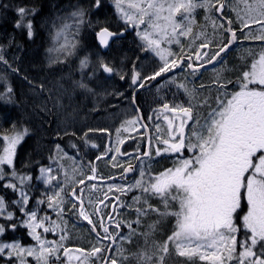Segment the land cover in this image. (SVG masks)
Segmentation results:
<instances>
[{"label": "snow or ice", "instance_id": "snow-or-ice-1", "mask_svg": "<svg viewBox=\"0 0 264 264\" xmlns=\"http://www.w3.org/2000/svg\"><path fill=\"white\" fill-rule=\"evenodd\" d=\"M113 2L116 13L124 21V26L113 31L110 26L97 19L95 24L98 27L94 28V36L98 46L110 47V42L115 43L123 36L124 28L132 26L143 42L140 45L141 49L158 58L151 72L142 74L136 70L135 65L129 70L128 87L131 92L128 99L137 115L126 123L133 128L141 119L140 108L136 104V93L137 90L146 88V82L150 85L160 77L162 83L171 81L175 84L174 77L167 75L173 70L179 69L180 72L195 76L205 64L223 61L224 56H227L238 43L248 40L264 42V0H254L252 4H248L247 0H241L244 5L243 14L239 5L230 4L226 0H113ZM3 7L7 8L8 5ZM103 7L102 0H91L87 9L77 7L64 16L54 15L47 20L53 41L59 42L63 38L58 48H49L48 51L61 52L64 58L74 54L79 43L77 37L85 23L86 15L92 9L99 11ZM198 8L204 10L203 25H197L195 20V10ZM226 9L235 13L234 19L225 11ZM15 10L19 14L15 27L23 28L27 38L31 40L35 30L30 17L37 13L38 9L35 6H17ZM87 23L89 27L93 26L91 20ZM141 25L144 26L143 29ZM209 25L211 32H208ZM194 27L199 30L194 32ZM70 30L73 37L71 41L68 38ZM12 42L10 39L9 44ZM173 46L178 50L173 51ZM4 47L0 45V63L18 73L19 69L13 68L5 58L2 51ZM59 59L60 56L49 57V63H56ZM89 63L87 54L81 57L79 59L81 71L87 68ZM97 69L109 76H118L122 81L125 79L122 68L111 65L102 58H97L93 71L88 73L89 79L95 75ZM75 83L82 89L92 91L84 81L83 72L81 80ZM212 83L218 93L216 107L211 109L203 123L198 117L193 116L190 103L185 107L175 102L170 106L165 100L155 101L159 108L153 109V112L157 119L163 115L164 121H167V128L166 137L162 138L159 134L160 125L156 124L158 134L155 140L162 146L155 147L154 152L156 155L172 154L174 156L172 167L164 168L155 175L146 173L141 168L139 176L131 183H118L112 177H108L107 179L112 180V183L107 185L108 192L115 190V198L109 201L111 209L103 215H100L101 209L97 205L109 200L108 193L104 194L97 205L89 201L92 207L91 214L97 217L96 222L90 218V213L85 208L83 197L80 195L83 189H72L71 196L64 194L68 196L71 210L75 211L78 207L75 214L87 221L97 240V243L88 250L76 249L75 256L64 246L66 232L62 224L52 221L47 213L43 216L38 215L37 211L40 205L46 204L47 208L56 212L58 218L62 217L65 212V199L61 193L64 192L65 184L69 182L67 175L65 174L63 180H57L51 165L41 166L37 179L42 180L48 188L37 199L36 207L26 209L30 195L26 190L30 187L27 182L31 177L19 173L14 166V160L17 146L30 130L23 124L18 125L14 120H8L10 126L4 128L3 122L8 118L0 117V180L8 178L2 187L17 194V199L10 203L17 205L19 212L23 214V218H14V213L7 210L8 202L0 196V216L5 217L4 222L0 223V235L8 230L15 231L18 227H24L35 241L32 245H24L16 239L11 242L0 241V260H3L4 264H30L29 258H32L34 264H64L60 256L63 252L68 264L72 261L84 264L90 257H94L101 264H124L126 257H123V249L118 241L130 240L136 233L133 224L139 227L140 218L154 212L174 216V230L167 240L157 246L156 251L135 253L137 264H163L170 242L180 257L189 260L198 258L199 261L208 264H264V43H261L260 50L252 57L251 63L245 64L239 71L235 81L221 78L220 73H217ZM228 85L232 86V91H228ZM176 86L190 97L196 91L195 85L191 89L184 83ZM40 87L43 90V85ZM203 87V84L199 86L201 89ZM0 99L5 102L13 100L12 88L6 81L4 91L0 92ZM169 114L175 115L170 119ZM148 119L151 120L152 116L149 115ZM188 121H192V124L188 125ZM186 126L189 128L187 133ZM121 128L125 132L128 131L124 124L116 128L117 145L123 143L120 139ZM93 131L107 132L108 129L89 128L81 137L85 145L88 143V132ZM151 139L149 138V148L152 147ZM72 147L76 148V145L73 144ZM55 148L58 154L67 156L59 144H56ZM76 150L79 152L78 148ZM109 152L119 153L120 148L117 146L105 149L100 155L95 156V159L100 160L101 156L108 155ZM185 152L188 155H184ZM143 155L148 156V152H144ZM54 159L55 156L49 157V160ZM110 160L115 161L116 156H110ZM87 166L92 175L85 173L79 179L72 180V184L83 185L85 180L91 182L97 179L96 167L91 161ZM112 166L120 165L113 163ZM5 167L10 171L6 173ZM130 170L131 165L123 168L122 172L127 173ZM13 179L17 182L14 183ZM120 179L124 181V176L122 175ZM85 187L94 189L97 185L90 183ZM133 189H138L139 195H133L131 203L121 201V194ZM173 192L176 195H173ZM149 195L161 198L165 206L164 212L161 213L159 209L150 205L147 198L140 203L142 197ZM169 199L178 200V210H169ZM76 201H79V206ZM137 204L139 206L134 208L135 220L119 219L118 209L123 211ZM105 208H108V205H105ZM113 213H116V217H113ZM105 216L108 218L107 224ZM241 226L244 229V238L238 240L237 234ZM122 227L127 229L126 235L120 232ZM38 229H42L43 232ZM57 229L60 230L59 239L47 240L44 234L54 233ZM117 255L120 256L119 262ZM153 256L156 257L155 261Z\"/></svg>", "mask_w": 264, "mask_h": 264}, {"label": "rangeland", "instance_id": "rangeland-1", "mask_svg": "<svg viewBox=\"0 0 264 264\" xmlns=\"http://www.w3.org/2000/svg\"><path fill=\"white\" fill-rule=\"evenodd\" d=\"M102 2L105 6L102 9L103 11H94L92 9L90 15L89 12L86 15L85 23L82 25L79 36L77 37L79 43L76 46L74 54L64 58L61 52L54 50L50 53L48 51L49 48L56 49L58 48L59 43L63 42V38H61L59 42H54L51 37L49 46L39 55L31 52L24 56L18 52L10 53L6 48L2 49L5 58L10 64H12V67L19 69L18 73L12 71L3 63H0V81L4 84L6 81L7 84L11 86L14 93V98L11 102H5L3 99H0V117L6 116L8 118L3 122V127L8 128L10 126L8 120H14L18 125L23 124L30 130L21 144L17 146V155L14 160L15 168L17 156L23 143L27 139H31L32 144L34 145L33 150L27 155V160L31 162L28 164V167H35V171L32 173H22L19 171L20 169L17 170L19 173L27 174L31 177V180L27 182L30 187L26 189L30 193L29 203L25 207L26 209L36 207L37 199L40 198L41 194L48 188L42 180L37 179V177L40 176L39 169L41 166L47 167L51 165L54 169L53 175L56 176L57 180H63L65 174L67 175L69 182L65 184L64 192L61 193L62 197L65 199V212L62 217L58 218L56 212L53 209L47 208L46 204L40 205L37 208V211L38 215L43 216L47 213L52 221L62 224V227L66 232L64 246L69 248V251L73 256L77 255L75 251L76 249L83 248L88 250L93 244L97 243V240L96 237L92 236L90 233L88 234L85 229L80 228L76 223L78 217L75 218V216H77L75 212L78 211V207L75 211L71 210L68 196H71L72 189L77 188L80 184H72L71 181L79 179L85 173L89 176L92 175L87 166L89 161H91L96 167V176L98 179L121 175L123 173V168L135 163L137 154L143 146L146 145V136L140 120L134 128L126 123L137 115L128 99L129 93L131 92V89L128 87V73L133 65H135L136 70L140 71L142 74L145 72H151L158 62V58L155 57L154 54L141 49L140 45L143 42L136 35V29L132 26L124 28L123 30V38L135 41L136 43V48L134 49L135 57L132 59L125 55L122 57L117 56L114 50L110 54H103L100 50L95 53L86 52V50H79L82 34L84 32H88L89 35L92 34L94 28L98 27L95 24L97 19L106 23L108 26H113L114 29L117 30L124 26V21L120 19L116 13L113 0H102ZM227 2L233 5H239L241 14H243L242 10L244 5L241 0H228ZM247 3L252 4L254 3V0H247ZM77 7L85 8L82 3H77L66 14L74 11ZM108 8L109 11H107ZM225 11L229 13L233 19L235 18L234 12H230L229 9H226ZM88 20L92 21V27H89L87 23ZM195 20L197 25H203L205 23L203 9L198 8L195 10ZM143 27L144 26L141 25V29H143ZM110 29L114 31L113 28L110 27ZM198 30L197 27H194V32ZM211 31V25H209L208 32ZM68 38L70 41L73 38L71 30L68 33ZM198 42L199 41H196V43ZM261 43L264 42L252 40L243 41L242 43H239L231 53L224 57L223 61L213 68L196 73L195 76L189 75L187 72H180L174 77L176 81L175 84L168 81L167 83H162L160 86L152 88L147 93L141 95L140 102H142L145 113L147 116H152L150 121L152 124L155 122V124H153L155 129L156 124L160 125L159 134L162 138L166 137L167 127L162 121L154 120L155 113L153 112V109L159 107L155 101H166L165 97H168L170 103L175 102L177 104H182L185 107L189 106L190 103L193 116L198 117L200 122L203 123L211 109L216 107L215 101L218 93L216 87L212 83L216 78V74L220 73L221 78H228L235 81L239 71L243 69L245 64H250L252 57L259 52ZM177 50L178 49L173 46V51ZM85 54L89 56L90 63L87 68H84L81 71L79 67V59ZM57 56H60L58 62L49 63V57L55 58ZM97 58H102L105 62H109L111 65L122 68L125 73V79L122 81L118 76L109 78L105 76L100 69H97L95 75L89 79L88 73L93 71V65L96 63ZM33 59L39 61V65H35L32 61ZM113 60H116L117 63ZM82 72L85 83H87L89 88L92 89L91 92L80 88L75 83L81 80ZM24 77H27V79H24ZM180 83L186 84L190 89L195 85L196 91L190 97L184 93L183 89L176 86ZM201 84L204 85L202 89L199 88ZM41 85H43V90L40 87ZM227 88L228 91L233 90L231 85H228ZM116 93H122L123 95H116ZM2 108L6 109L5 113L2 111ZM11 109L13 112H10ZM121 124H124V127H126L128 131L125 132L124 129L121 128L120 139L123 140V143L117 145L116 128L121 127ZM101 127L107 128L108 131L88 132V143L85 145L82 142L81 137L89 128L97 129ZM73 133H75V135H72ZM68 136H76L85 149L82 151L79 149V152H77L76 148L73 149L72 152L71 150H68L60 141ZM153 142L156 147L162 146L157 144L155 138L153 139ZM56 144L61 146L63 153H67V156L56 152ZM93 145H95V147H93ZM117 146L120 148L119 153L109 152L108 155L101 156L100 160L95 159V156L100 155L103 150L115 148ZM88 151L89 153H87ZM132 151L135 154L134 156H131ZM121 152L125 155L122 156ZM112 155L116 156L115 161L110 160V156ZM50 156H55V159L49 160ZM163 158L164 159L158 158V156L154 154L153 157L140 161L133 177L124 178V181L117 180L116 182H133L134 179L139 176L141 168H143L146 173H152L155 175L157 173L155 170L160 166L165 164H169V167L173 166L174 157L170 158L168 155H164ZM113 163L119 164L120 166L113 167ZM9 171L10 169L5 167V172L7 173ZM100 174H107L108 176ZM7 180L8 178L6 177L3 180V184L7 183ZM13 182L15 183L17 181L13 179ZM89 184L90 183L87 185ZM95 184L97 187L94 189L85 186L79 188L83 189V192L80 193V195H82L85 208L89 211L90 218H92L93 221L94 216L91 214L92 207L89 205V201H91L93 205H97V202L103 199L105 193H108L109 195L114 194L115 192V190H113V192H108L107 185L109 183ZM65 193H67L68 196H65ZM172 194L176 195L175 192ZM133 195H139V190L133 189L130 192L121 194V201L131 203ZM15 196L14 200L17 199V194H15ZM145 198L148 199L150 205L159 209L161 213L164 212L165 206L160 197L150 195L142 197L140 203H142ZM4 199L7 202L5 197ZM76 204L79 206L77 202ZM9 205L7 204V210L14 213V218H23V214L19 212V207L17 205H14L11 209L9 208ZM138 206L139 204L123 211L118 209L119 219L135 220L136 216L134 214V208ZM168 207L170 211L178 210V200L169 199ZM100 209L103 213L107 212L110 209V204H108V208H105L104 205L103 207L101 206ZM246 210L247 209H245V211ZM4 219V216H0V223H3ZM174 225L175 217L172 215H160L158 213L150 212L149 214L142 216L140 218L139 227L133 224L136 233L131 239L123 242L118 241L123 249V257H126L124 264H137L134 255L137 252L156 251L157 246L162 244L167 240L168 236L171 235L174 230ZM19 228L24 230L28 239L26 242L22 241V239L17 240L24 245L34 244L35 241L28 235L27 229L24 227H18L17 229ZM122 229L123 234L126 235L127 229L125 227H122ZM38 231L43 232L42 229H38ZM8 233L9 230L3 235H0V241L11 242L12 240L5 239V236ZM44 235L49 241L58 240L60 230L57 229L54 233H47ZM239 235L240 230L237 234V239L242 240L244 238L243 235L242 237H239ZM237 249L239 250V245H237ZM114 252L115 248L113 250V253ZM60 256L61 259L64 260V264H68V261L63 257V252L60 253ZM117 258L119 262L120 256L117 255ZM81 259L83 260L84 258L81 257ZM155 259L156 257L153 256L154 261ZM29 261L30 264H34L32 258H29ZM0 264H4V261L0 260ZM71 264H77V262L72 261ZM84 264H100V261H97L94 257H90L84 261ZM163 264H208V262L199 261L198 258L189 260L186 257H180L175 252V249L170 242L169 251L165 255Z\"/></svg>", "mask_w": 264, "mask_h": 264}, {"label": "trees", "instance_id": "trees-1", "mask_svg": "<svg viewBox=\"0 0 264 264\" xmlns=\"http://www.w3.org/2000/svg\"><path fill=\"white\" fill-rule=\"evenodd\" d=\"M90 2L91 0H0V45H4L5 46L4 48H6V50L10 53L18 52L21 53V55L25 56L26 54L33 52L39 55L47 49L51 39V35L49 34V25L46 23V21L49 20L54 15L64 16L77 3H82V5L87 9ZM4 5H8V7L5 8L3 7ZM17 6H24V7L35 6L38 9L37 13H35L30 17L33 21V27L35 30V35L31 40L27 38L26 32L23 28L15 27V21L19 19V14L15 10ZM93 10L98 11L95 9ZM107 11H109V8L107 9ZM90 13L91 11L89 12V15ZM110 27L114 29L113 26ZM114 31H117V29H114ZM88 35H89L88 32H84L82 34L81 46L79 50L80 51L86 50V52H92V53L99 51L100 48L95 39L94 31H92V34L89 35L88 37L89 39L87 38ZM10 39L13 41L11 44H9ZM135 46H136L135 41L128 40L127 38H120L112 45V47L110 48L107 54H110L114 50L117 56L122 57L125 55L126 57H130L132 59L135 57L134 55V49L136 48ZM32 61L35 63V65H39V61L35 59H33ZM113 61L116 62V60ZM4 87L5 84L0 81V92L4 91ZM13 98H14V93H13ZM2 111L5 113L6 109L2 108ZM11 111L13 112L12 109L10 110V112ZM60 141L68 150H71V152L73 151V149H75L72 147L73 144H75L76 148L80 149L81 151L85 149L81 141L76 136L64 137ZM33 148L34 145L32 144L31 139H27L23 143V145L20 148V152L18 153L17 156L16 170L20 169L19 171L22 173H32L35 171V167L33 168L28 167V164L31 162L27 160V155L29 154L30 151L33 150ZM87 153H89V151ZM167 167H169V164L162 165L155 171L159 172ZM100 175L108 176L107 174H100ZM2 185H3V180H0V195H3L6 198L8 205L10 204L9 208L11 209L14 205L11 204L10 202L14 200V198L16 197L15 193H13L11 189L5 190L2 187ZM245 209L246 207L244 208V210ZM101 214L103 215L104 213L101 212ZM242 214L243 213H241V215ZM93 216H94V222H96L97 217L96 215ZM75 218H77L76 223L80 228L85 229L88 234L90 233L92 236H94V234L90 230L91 227L88 225L87 222H85L78 215L75 216ZM243 232L244 230L241 226L239 237H242ZM5 239L7 240L22 239V241L26 242L28 238L24 230L22 228H19L15 231L9 230V233L5 236Z\"/></svg>", "mask_w": 264, "mask_h": 264}, {"label": "water", "instance_id": "water-1", "mask_svg": "<svg viewBox=\"0 0 264 264\" xmlns=\"http://www.w3.org/2000/svg\"><path fill=\"white\" fill-rule=\"evenodd\" d=\"M228 0H226V2H227ZM122 37H124V36H122ZM121 37V38H122ZM98 44V43H97ZM114 43H112V42H110V47H108V48H101L100 47V49H101V52L102 53H108L109 52V50H110V48L112 47V45H113ZM233 48V47H232ZM221 55H224L223 53L221 54ZM217 59H219V58H217ZM216 61H213L211 64H206V65H204V67H206V66H210V65H212V64H214ZM203 67V68H204ZM179 69H176V70H173V72L172 73H169V74H167L168 76H170V75H172L173 73H175V72H177ZM103 72V71H102ZM104 73V72H103ZM104 75L105 76H107V77H109V78H112V77H114L115 75H113V76H109L108 74H106V73H104ZM164 74H162V76H163ZM159 81H161V78L160 77H157L156 78V80L155 81H152L151 82V84L149 85L148 83H146V88L145 89H140V90H137V93H136V104L138 105V102H137V99H138V96H139V94H141L142 92H144V91H146V90H148V89H150V88H152L155 84H157ZM139 106V105H138ZM139 114H140V117H141V123H142V125H143V128H144V130H145V132H146V135H147V144H146V150H145V152L147 151L148 152V156H145V155H143V154H141V155H139L138 157H137V159H136V161H135V163L134 164H131V170L129 171V172H127V173H122L121 175H117V176H112V178L115 180V181H117V180H121L120 179V177L123 175L124 176V178H130V177H133L134 175H135V173H136V169H137V166H138V164L140 163V161L142 160V159H144V158H147V157H149L150 156V153H151V148H149V138H152V134H151V128L146 124V122L144 121V119H143V116H142V112L140 111L139 112ZM144 125H147V127H144ZM151 144H152V139H151ZM127 167H129V165L127 166ZM126 167V168H127ZM110 182H112V180H109V179H107V178H105V179H96V180H93V181H89V180H85V183L82 185V184H80L77 188H75V189H79V188H81V187H83V186H85V185H87L88 183H103V184H106V183H110ZM115 197L114 196H109V200H105L104 201V204H99V205H97L98 207H99V209L101 208V206H103V205H105V204H107L111 199H114ZM78 204H79V201H76ZM100 215H101V212H100ZM114 215H115V213H113V217H114ZM108 219V218H107ZM85 222H87V221H85ZM120 232L122 233L123 232V229L121 228L120 229ZM114 248H115V246H113V250H114ZM111 254V253H110Z\"/></svg>", "mask_w": 264, "mask_h": 264}, {"label": "flooded vegetation", "instance_id": "flooded-vegetation-1", "mask_svg": "<svg viewBox=\"0 0 264 264\" xmlns=\"http://www.w3.org/2000/svg\"><path fill=\"white\" fill-rule=\"evenodd\" d=\"M239 44V43H238ZM238 44H236V46L238 45ZM236 46H234L233 48H232V50L231 51H229L228 52V54L229 53H231L235 48H236ZM211 47V46H210ZM227 54V55H228ZM223 56V55H222ZM224 57H226V56H224ZM219 60V59H218ZM218 63L217 62H215L214 64H212V65H210V66H206V67H204V68H202V69H200L197 73H200V72H203V71H205V70H207V69H210V68H213L214 66H216ZM206 65V64H205ZM178 73H180V71L178 70L177 72H175V73H173L172 75H170V77H175V76H177L178 75ZM147 83V82H146ZM162 84V82L161 81H159L157 84H155L152 88H155V87H158V86H160ZM152 88H150V89H152ZM150 89H148V90H146V91H144V92H142L141 94H139V96H138V99H137V102H138V105H139V108H140V111L142 112V116H143V119H144V121L146 122V124L151 128V134H152V147H151V153H150V156L149 157H147V158H150V157H153L154 156V149H155V147H156V145H154V142H153V139L155 138V135L157 134V132H156V129H155V126L153 125V124H155V122H153V124L151 123V121L148 119V116H147V114L145 113V110H144V108H143V106H142V102H140V96L141 95H143L144 93H147ZM167 94V93H166ZM166 98V101L169 103V104H172V103H170V101L168 100V97H165ZM144 104V103H143ZM141 105V106H140ZM159 107H157V108H154V109H158ZM160 111L162 112L163 110L162 109H160ZM173 115H175V114H169V118L171 119L172 117H173ZM139 116H140V114H139ZM154 120H156V121H162L165 125H166V127H167V121H164V119H163V115H160V118L159 119H157L156 118V114H155V118H154ZM140 122H141V119H140ZM142 124V123H141ZM192 124V121H188V125H191ZM142 127H143V125H142ZM189 131V128H188V126H186V128H185V132L187 133ZM144 132H145V130H144ZM145 136H146V144H147V135H146V132H145ZM145 150H146V145L145 146H143V148L140 150V152L137 154V156H136V159H137V157L139 156V155H141V154H143L144 152H145ZM188 153L187 152H185L184 153V155H187ZM121 155L122 156H124L125 154H123L122 152H121ZM127 155V154H126ZM135 154H134V152L132 151L131 152V156H134ZM164 155H168L170 158H172V157H174L172 154H160V155H156V156H158V158H162V159H164L163 158V156ZM147 158H144V159H147ZM144 159H142V160H144ZM141 160V161H142ZM108 196H114V194H109ZM111 200H113V199H111ZM109 204V202L107 203V204H105V205H108ZM110 209H111V205H110ZM109 209V210H110ZM102 215V214H101ZM104 219H105V223L107 224V217L105 216L104 217ZM90 226V225H89ZM91 227V226H90ZM98 231H100L99 229H97ZM111 230V229H110ZM123 233V232H122ZM94 237H95V235H94ZM100 264H101V262H100Z\"/></svg>", "mask_w": 264, "mask_h": 264}]
</instances>
